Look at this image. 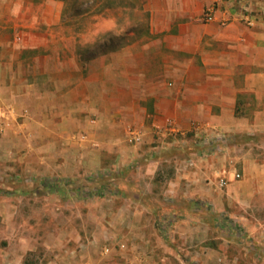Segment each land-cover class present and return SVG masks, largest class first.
<instances>
[{
  "label": "crops",
  "instance_id": "crops-1",
  "mask_svg": "<svg viewBox=\"0 0 264 264\" xmlns=\"http://www.w3.org/2000/svg\"><path fill=\"white\" fill-rule=\"evenodd\" d=\"M132 6L0 0V264H264V0Z\"/></svg>",
  "mask_w": 264,
  "mask_h": 264
},
{
  "label": "rangeland",
  "instance_id": "rangeland-1",
  "mask_svg": "<svg viewBox=\"0 0 264 264\" xmlns=\"http://www.w3.org/2000/svg\"><path fill=\"white\" fill-rule=\"evenodd\" d=\"M64 20L71 32L76 31L83 39L98 37L99 44L95 46L96 52L105 51L108 48H118L132 30L131 21L142 18L135 12V0H65ZM125 7V8H124ZM131 8V10L126 9ZM118 22V26L111 32L109 27ZM7 238L2 235L1 243Z\"/></svg>",
  "mask_w": 264,
  "mask_h": 264
},
{
  "label": "built area",
  "instance_id": "built-area-1",
  "mask_svg": "<svg viewBox=\"0 0 264 264\" xmlns=\"http://www.w3.org/2000/svg\"><path fill=\"white\" fill-rule=\"evenodd\" d=\"M215 12H216V7L215 6L208 7L205 10V12H204L203 20L204 21H213L215 19ZM216 138L219 141L220 140L224 141L223 140L224 139V135H222V134L216 135ZM141 140H142V136L139 133H136V132H133L131 134V136L129 137V142L132 143V144H138V143L141 142ZM220 149H221V147H220ZM237 176H239V175H237ZM227 183H228L227 179H221V181H220L221 186H225V185H227ZM105 252H110V248L107 247L105 249Z\"/></svg>",
  "mask_w": 264,
  "mask_h": 264
}]
</instances>
